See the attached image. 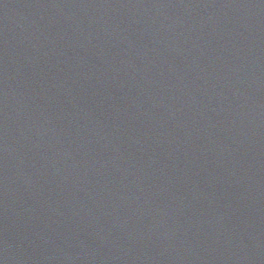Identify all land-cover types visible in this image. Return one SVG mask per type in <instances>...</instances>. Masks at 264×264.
I'll return each mask as SVG.
<instances>
[{"label":"water","instance_id":"water-1","mask_svg":"<svg viewBox=\"0 0 264 264\" xmlns=\"http://www.w3.org/2000/svg\"><path fill=\"white\" fill-rule=\"evenodd\" d=\"M0 264H264V0H0Z\"/></svg>","mask_w":264,"mask_h":264}]
</instances>
